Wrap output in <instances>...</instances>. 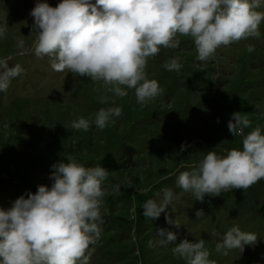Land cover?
Masks as SVG:
<instances>
[{"label":"rangeland","instance_id":"obj_1","mask_svg":"<svg viewBox=\"0 0 264 264\" xmlns=\"http://www.w3.org/2000/svg\"><path fill=\"white\" fill-rule=\"evenodd\" d=\"M59 2L48 0L53 7ZM36 3L0 0V25L6 26L0 58L23 68L0 92V207H10L40 184L50 187L51 166L70 154L85 167L108 170L102 184L103 223L99 238L86 250L88 264H186L171 250L185 238L203 239L212 264H264V179L246 190L206 194L203 202L175 184L176 176L190 171L207 152L223 156L242 149L244 135L257 125L264 133V21L259 38L221 45L203 62L196 59L193 38L177 34V48L162 47L148 58L146 74L161 91L141 106L132 89L116 97L100 82L67 69L56 72L47 56L37 57L30 15ZM257 10L264 12V6ZM18 40L24 41L22 55ZM173 57L182 65L179 72L163 66ZM116 106L121 115L102 130L94 124L87 131L71 127L74 119L92 121L100 108ZM234 112L251 121L238 136L227 127ZM164 188L173 191L176 211L170 204L158 218H145L141 205L150 198L159 201ZM198 209L204 213L197 218ZM166 213L181 225L168 224ZM233 225L254 232L257 241L222 256L215 244ZM160 228L175 232L177 240L161 243Z\"/></svg>","mask_w":264,"mask_h":264},{"label":"clouds","instance_id":"obj_2","mask_svg":"<svg viewBox=\"0 0 264 264\" xmlns=\"http://www.w3.org/2000/svg\"><path fill=\"white\" fill-rule=\"evenodd\" d=\"M262 6L264 0H60L53 7L48 0H37L30 11L37 33L34 54L47 56L56 72L67 69L75 76L100 82L116 97H125L132 89L143 106L161 91L158 82L146 74L149 57L162 47L177 48V34L193 38L196 59L202 62L210 60L221 45L259 38L264 12L257 9ZM5 31L6 26L0 25V37ZM17 48L22 55L23 40L17 41ZM253 50L248 47L249 52ZM163 66L169 72H179L182 67L178 57ZM22 72L20 64L9 66L7 58H0V92ZM121 113L119 106L100 108L92 121L81 116L71 127L87 131L94 124L102 130ZM250 125L246 115L234 112L227 127L238 136ZM242 144V149H230L223 156L207 152L190 171L176 176V186L203 202L206 194L246 190L264 179L261 127L244 135ZM51 168L50 187L40 184L35 192L17 197L10 207H0V264H88L86 250L99 238L103 223L102 184L108 170L98 165L85 167L70 154ZM119 187L116 185L117 190ZM170 204L176 211L173 191L164 188L159 201H144L143 216L158 218ZM203 213L198 209L195 215L198 218ZM165 219L168 224L181 225L167 213ZM156 234L163 244L177 240L175 232L164 228ZM257 237L233 225L215 244V251L227 256L230 250L242 251L246 244H254ZM148 246H152L151 240ZM171 250L186 264H212L203 239L185 238Z\"/></svg>","mask_w":264,"mask_h":264}]
</instances>
